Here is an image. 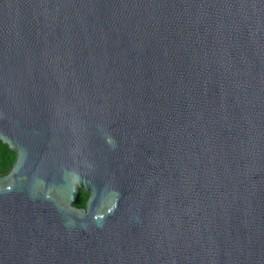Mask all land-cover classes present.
<instances>
[{
    "label": "water",
    "instance_id": "water-1",
    "mask_svg": "<svg viewBox=\"0 0 264 264\" xmlns=\"http://www.w3.org/2000/svg\"><path fill=\"white\" fill-rule=\"evenodd\" d=\"M0 140V264H264V0H0Z\"/></svg>",
    "mask_w": 264,
    "mask_h": 264
},
{
    "label": "trees",
    "instance_id": "trees-1",
    "mask_svg": "<svg viewBox=\"0 0 264 264\" xmlns=\"http://www.w3.org/2000/svg\"><path fill=\"white\" fill-rule=\"evenodd\" d=\"M13 158V150L0 140V172L5 171L11 166ZM86 197L87 193L83 189H80V199L76 205H84Z\"/></svg>",
    "mask_w": 264,
    "mask_h": 264
},
{
    "label": "flooded vegetation",
    "instance_id": "flooded-vegetation-1",
    "mask_svg": "<svg viewBox=\"0 0 264 264\" xmlns=\"http://www.w3.org/2000/svg\"><path fill=\"white\" fill-rule=\"evenodd\" d=\"M13 155H14V151H13ZM14 158H15V155H14ZM14 158H13V160H14ZM13 160H12V163H13ZM12 163H11V165H12ZM11 167V166H10ZM10 167H8L5 171H3V172H0V173H4V172H7L8 171V169L10 168ZM87 196H88V194H87Z\"/></svg>",
    "mask_w": 264,
    "mask_h": 264
}]
</instances>
